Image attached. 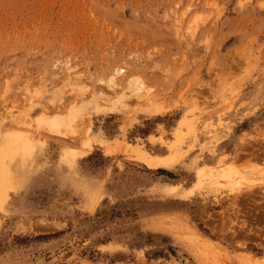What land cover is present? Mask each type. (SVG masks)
Masks as SVG:
<instances>
[{
    "label": "rangeland",
    "instance_id": "rangeland-1",
    "mask_svg": "<svg viewBox=\"0 0 264 264\" xmlns=\"http://www.w3.org/2000/svg\"><path fill=\"white\" fill-rule=\"evenodd\" d=\"M3 140L0 264H264V0H0Z\"/></svg>",
    "mask_w": 264,
    "mask_h": 264
},
{
    "label": "bare ground",
    "instance_id": "bare-ground-1",
    "mask_svg": "<svg viewBox=\"0 0 264 264\" xmlns=\"http://www.w3.org/2000/svg\"><path fill=\"white\" fill-rule=\"evenodd\" d=\"M5 148H6V143L3 140L2 143H1V145H0V154L3 153V151L5 150ZM3 171H4V174L5 175H9V176L11 175V177H12V174H11L12 172L10 173L8 170H3Z\"/></svg>",
    "mask_w": 264,
    "mask_h": 264
}]
</instances>
